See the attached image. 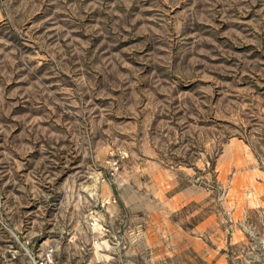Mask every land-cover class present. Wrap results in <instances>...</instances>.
<instances>
[{"label":"rangeland","instance_id":"obj_1","mask_svg":"<svg viewBox=\"0 0 264 264\" xmlns=\"http://www.w3.org/2000/svg\"><path fill=\"white\" fill-rule=\"evenodd\" d=\"M51 248L264 264V0H0V264Z\"/></svg>","mask_w":264,"mask_h":264},{"label":"crops","instance_id":"obj_2","mask_svg":"<svg viewBox=\"0 0 264 264\" xmlns=\"http://www.w3.org/2000/svg\"><path fill=\"white\" fill-rule=\"evenodd\" d=\"M192 192V189H189V188H187V189H182V190H180V191H177L176 193H175V196L173 197L175 200H179V201H183V202H186V201H188L189 199H188V195H189V193H191ZM190 201V200H189ZM171 215H173V214H170V216H169V218L171 217ZM169 220V219H168ZM155 224H153V226L152 227H150L151 228V231L149 232V237H153V236H161V237H164V235H165V231H164V229H163V226H164V224H165V221H164V219L162 218V219H155ZM149 222H154V218L152 219H149ZM153 228V229H152Z\"/></svg>","mask_w":264,"mask_h":264},{"label":"built area","instance_id":"obj_3","mask_svg":"<svg viewBox=\"0 0 264 264\" xmlns=\"http://www.w3.org/2000/svg\"><path fill=\"white\" fill-rule=\"evenodd\" d=\"M55 252H56V249H54V248L47 250L46 256H47V260L50 262V264H55V263H53V260H52Z\"/></svg>","mask_w":264,"mask_h":264}]
</instances>
